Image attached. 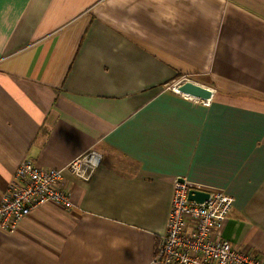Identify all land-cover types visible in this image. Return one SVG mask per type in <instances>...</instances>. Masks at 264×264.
Instances as JSON below:
<instances>
[{
	"label": "crops",
	"instance_id": "1",
	"mask_svg": "<svg viewBox=\"0 0 264 264\" xmlns=\"http://www.w3.org/2000/svg\"><path fill=\"white\" fill-rule=\"evenodd\" d=\"M89 150L0 264H154L176 178L231 194L223 236L264 258V0H0V200L23 159Z\"/></svg>",
	"mask_w": 264,
	"mask_h": 264
},
{
	"label": "built area",
	"instance_id": "2",
	"mask_svg": "<svg viewBox=\"0 0 264 264\" xmlns=\"http://www.w3.org/2000/svg\"><path fill=\"white\" fill-rule=\"evenodd\" d=\"M175 86L173 90L180 93ZM100 157L98 151L89 150L61 168L40 166L30 158L23 159L2 193L0 228L14 233L24 217L47 203L66 209L72 207V198L64 187V173L69 172L87 179ZM191 190L205 192L207 197L202 201L190 199L188 194ZM233 201V196L223 189L176 178L164 232L156 246L152 262L264 264L263 257L248 254L234 246L222 234Z\"/></svg>",
	"mask_w": 264,
	"mask_h": 264
},
{
	"label": "water",
	"instance_id": "3",
	"mask_svg": "<svg viewBox=\"0 0 264 264\" xmlns=\"http://www.w3.org/2000/svg\"><path fill=\"white\" fill-rule=\"evenodd\" d=\"M176 89L185 95H190V97H195L198 99L207 100L212 97V90L206 86H203L197 82L192 81L191 79H185L179 82L176 86ZM190 199H195L197 201H202L207 197V193L191 190L188 194Z\"/></svg>",
	"mask_w": 264,
	"mask_h": 264
},
{
	"label": "rangeland",
	"instance_id": "4",
	"mask_svg": "<svg viewBox=\"0 0 264 264\" xmlns=\"http://www.w3.org/2000/svg\"><path fill=\"white\" fill-rule=\"evenodd\" d=\"M178 81H179V80H174V81H172L170 86H171V87L175 86V84H177ZM184 95H185V94H184ZM202 100H203V99H202ZM204 101H207V100H204ZM18 165H19V164H18ZM18 165H17V166H18ZM16 168H17V167H16ZM203 185H204V184H203ZM205 186H206V185H205ZM207 187H211V186H207ZM212 188H216V187H212ZM220 189H221V188H220ZM228 215H229V213H228ZM227 218H228V216H227ZM226 220H227V219H226Z\"/></svg>",
	"mask_w": 264,
	"mask_h": 264
},
{
	"label": "bare ground",
	"instance_id": "5",
	"mask_svg": "<svg viewBox=\"0 0 264 264\" xmlns=\"http://www.w3.org/2000/svg\"><path fill=\"white\" fill-rule=\"evenodd\" d=\"M176 86H177V85H176ZM176 86H175V87H176ZM189 96H190V95H189Z\"/></svg>",
	"mask_w": 264,
	"mask_h": 264
}]
</instances>
